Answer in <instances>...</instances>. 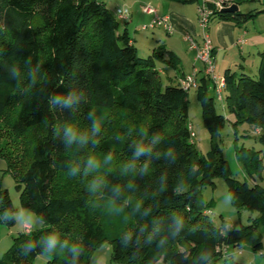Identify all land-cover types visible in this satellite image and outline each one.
Masks as SVG:
<instances>
[{
  "label": "trees",
  "instance_id": "16d2710c",
  "mask_svg": "<svg viewBox=\"0 0 264 264\" xmlns=\"http://www.w3.org/2000/svg\"><path fill=\"white\" fill-rule=\"evenodd\" d=\"M239 1L221 7L207 1L210 21L217 16L244 25L254 14L239 10ZM232 3L236 11H221ZM129 32L98 0H0V126L4 120L6 131L0 156L21 205L42 221L13 237L0 264H33L41 253L48 257L45 264H87L107 238L106 222L120 226L110 238L111 257L124 264H212L228 247L261 248L264 185L249 170L258 163V150L242 147L240 157L254 182L241 181L216 136L228 120L217 103L225 104L233 131L247 124V134L264 145V50L255 77L223 71L222 103L203 66L197 72L195 92L210 134L209 149L199 155L187 121L188 91L180 77L161 78L167 69L177 73L178 56L164 44L141 56ZM8 102L11 110L3 119ZM95 113H104V127L113 134L100 146L129 156L134 166L102 171L92 191L91 172L85 175L90 151L78 132ZM69 128L76 135L72 142ZM33 129L41 130L27 138ZM138 147L150 150L135 158ZM74 168L79 171L71 175ZM216 177H223L236 209L257 212L248 224L234 228L209 219L199 193ZM14 212L0 188V221L10 225ZM53 235L56 249L45 251ZM65 242L68 247L61 248ZM73 245L79 255L69 250Z\"/></svg>",
  "mask_w": 264,
  "mask_h": 264
},
{
  "label": "rangeland",
  "instance_id": "374dc122",
  "mask_svg": "<svg viewBox=\"0 0 264 264\" xmlns=\"http://www.w3.org/2000/svg\"><path fill=\"white\" fill-rule=\"evenodd\" d=\"M103 2L106 7L114 13L115 8H127L129 12L130 3L134 5L136 10L134 11L133 21L127 22L125 24L124 20H119L121 26H128L130 33H134L137 38V42L141 45L139 47V54L141 56H146L148 53L152 52L153 49L158 48L166 41L168 46H174L179 50L184 51L188 44L177 34V29L171 34L166 33L160 26L155 25L150 28V24L153 20L154 14L144 12L142 8L151 6L155 10L169 9L173 14L179 11V7L183 5L182 2L177 0H98ZM202 1V0H198ZM233 1V0H232ZM186 9L191 11L192 7L197 6L196 2H186L184 3ZM159 9V10H160ZM182 10L187 11L188 10ZM239 10L246 13H252L254 16L250 18L244 25L250 30H255L258 28H264V0H240ZM157 12V11H156ZM158 14V13H157ZM217 19L214 16L212 19ZM142 26H147L146 29H141ZM136 29V30H135ZM187 31H183L182 34ZM190 33V32H189ZM194 35L193 33H191ZM197 35V34H196ZM196 37V36H195ZM199 35L197 40H199ZM149 41L150 46L147 47L143 43ZM223 53V52H222ZM189 57H187L188 59ZM190 59L188 60V62ZM221 63V59L215 63L214 72L216 75L222 76L224 67ZM170 75L174 78L173 70L167 69L161 72V78L164 82H167L166 75ZM256 76V75H255ZM253 75V77H255ZM211 93H214L211 87ZM224 93V92H223ZM11 110V103L8 102L3 119L7 118ZM217 110L228 118L229 112L225 104L221 107L217 103ZM104 114V113H103ZM103 114H90L86 121H82L81 130L78 132V139L85 138V141L81 142L87 144V149L90 151L89 158L95 159L99 167L91 170L90 183L96 182L98 180L96 175L108 168L118 167L123 170L129 171L134 166V161L127 155L117 154L115 151L103 149L102 145L106 138L111 137L113 134L108 132L104 127L105 118ZM187 121L190 125L191 131L194 135L192 136V142L199 155L204 154L210 147V134L203 126L201 110L199 102L196 96L195 88L188 90V115ZM4 120L2 121V123ZM100 124L99 130H94V125L96 123ZM124 122V121H123ZM1 123L0 126V140H4L6 136V131L4 125ZM125 123V122H124ZM246 128L247 124H242L237 128L236 133L233 131L230 121L227 120L224 127L217 134V142L221 146L223 156L228 161L233 175L238 180H246L249 183L254 182L264 185V145L256 140L252 134H247ZM41 129H33L27 138L35 137L38 135ZM242 147H247L258 150V163L257 165L250 166V172L253 176L249 175L247 169L244 166L243 158L240 157L243 154ZM86 150V149H85ZM111 159H108V157ZM87 165V164H86ZM0 188L6 189L8 195L15 207V212L13 213V222L8 225L3 220L0 221V257L10 246L14 236L18 235L23 231V225L27 224L31 229H36L42 226V221L37 217V215L29 208L23 207L19 199L20 190L16 187V182L11 175V173L6 168L5 160L0 156ZM199 199L201 203L207 208L206 213L209 219L215 223L220 224L221 220L224 219L226 223L230 224L231 227L238 228L240 225H245L250 222L249 217L257 216L256 211H250L247 209H236L229 199L226 190V184L223 177L214 178L213 185H207L200 189ZM116 225V226H115ZM105 229L107 232V238L102 240L89 254L87 259V264H124L121 261L113 260L112 245L110 238L115 236V234L120 229L118 223L109 224L105 223ZM258 231L261 232V248L253 250L252 247L246 243H243L237 247H228V252L226 255L220 257L216 263L212 264H264V228L259 227ZM48 257L45 253H41L35 256L32 263L33 264H45ZM156 264H163L162 261H158Z\"/></svg>",
  "mask_w": 264,
  "mask_h": 264
},
{
  "label": "crops",
  "instance_id": "0c3cea01",
  "mask_svg": "<svg viewBox=\"0 0 264 264\" xmlns=\"http://www.w3.org/2000/svg\"><path fill=\"white\" fill-rule=\"evenodd\" d=\"M130 16L127 22L133 21L134 5L130 3ZM185 4L179 7V11L173 14L169 9L158 8L159 16L166 18L167 29L163 25H159L166 33L171 34L177 29V34L182 38V32L187 31L193 33L194 36L199 35L200 29L196 22V6L192 7L191 11L184 7ZM188 10L183 11L182 10ZM160 9V10H159ZM127 29L129 30L128 26ZM136 30V29H135ZM208 31L213 44V59L214 66L218 59H221L224 70L230 68L237 73H248L255 75L259 62V53L264 50V28L250 30L245 25L235 24L231 21H224L220 19H211ZM130 33V32H129ZM135 31L132 33L134 43L139 49L140 43L137 42ZM197 34V35H196ZM183 39V38H182ZM242 40V41H241ZM147 47L150 46L149 41L143 43ZM164 45L167 49L172 50L178 56V71L173 70L174 80H178L184 74H188L194 70H201L202 63L194 59V49L187 47L184 51L177 49L174 46H168L166 41ZM223 52V53H222ZM187 57H189L187 59ZM190 61L188 62V60ZM215 68V67H214ZM223 70V71H224ZM162 71V70H161ZM223 75V74H222ZM230 122L234 120L233 115L229 113L228 118Z\"/></svg>",
  "mask_w": 264,
  "mask_h": 264
},
{
  "label": "built area",
  "instance_id": "2783aa9c",
  "mask_svg": "<svg viewBox=\"0 0 264 264\" xmlns=\"http://www.w3.org/2000/svg\"><path fill=\"white\" fill-rule=\"evenodd\" d=\"M207 1H211L216 7H221L224 3L231 2V0H202L201 3L196 6V22L200 29V39L197 40V38L189 32H184L182 34V38L187 42L190 49L195 50L194 59L202 63L203 72L213 82L216 98L222 103L224 82L222 76L216 75L214 72L213 44L208 31L211 8L206 5ZM142 10L144 12L154 14L153 20L149 26L150 28L154 27L155 25H163L166 29L168 28L166 18L159 16L155 8L147 6L142 8ZM114 15L117 19L124 20L129 18L130 12L127 8H115ZM146 28L148 27H141V29ZM197 72L198 70H194L188 74L182 75L178 80L180 86L187 91L193 87L195 88L197 86ZM23 228L28 231L29 225L24 224Z\"/></svg>",
  "mask_w": 264,
  "mask_h": 264
},
{
  "label": "clouds",
  "instance_id": "9594fccd",
  "mask_svg": "<svg viewBox=\"0 0 264 264\" xmlns=\"http://www.w3.org/2000/svg\"><path fill=\"white\" fill-rule=\"evenodd\" d=\"M99 127H100V124L97 122L95 125H94V130H99ZM66 135L68 136L69 138V142H72L73 140L76 139V135L75 133L72 131L71 128L67 129L66 131ZM82 142L85 141V138H81ZM150 149H146L144 147H138L136 152L134 153V157L135 158H139L143 153H145L146 151H149ZM108 159H111V157L109 156ZM99 167V164L98 162L93 159V158H89V160L87 161V165H86V168H85V175H87V173L91 170H94L95 168H98ZM79 169L78 168H74L72 170V173H70L71 175H74L76 172H78ZM98 187V184L96 182H93L92 185H91V190L92 191H95L96 188ZM57 243H58V240L56 238V236H51L46 245H45V251H48V252H51V251H54L56 249V246H57ZM65 247H68L67 243L65 242L63 245H61V248H65ZM70 251H72L74 254L76 255H79L81 249H79L77 246L73 245L70 249Z\"/></svg>",
  "mask_w": 264,
  "mask_h": 264
},
{
  "label": "water",
  "instance_id": "95a60500",
  "mask_svg": "<svg viewBox=\"0 0 264 264\" xmlns=\"http://www.w3.org/2000/svg\"><path fill=\"white\" fill-rule=\"evenodd\" d=\"M238 9V5L236 3H232L228 7L221 8V11H228V12H234Z\"/></svg>",
  "mask_w": 264,
  "mask_h": 264
}]
</instances>
